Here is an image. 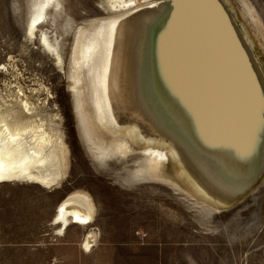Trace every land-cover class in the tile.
Wrapping results in <instances>:
<instances>
[{"label": "bare ground", "instance_id": "obj_1", "mask_svg": "<svg viewBox=\"0 0 264 264\" xmlns=\"http://www.w3.org/2000/svg\"><path fill=\"white\" fill-rule=\"evenodd\" d=\"M238 1L243 11L238 7V12L232 0H222L257 65L252 70L254 65L237 66L244 95L239 110L225 121L234 131L219 137L222 142L213 150L192 151L176 134L158 126L140 102L138 81L146 73L141 63L153 45L160 50L159 39L151 35L165 17L164 0H106L103 7L98 5L106 16L78 30L71 54L74 108L80 141L101 174L118 170L128 187L163 183L184 189L201 200V213L211 215L232 205L264 174V64L239 14L259 34L264 18L249 0ZM60 7V0H37L28 24L30 37L37 36L48 10ZM40 41L62 60L46 31ZM177 71L157 74L162 81L168 75L173 80ZM24 96L0 100V183L18 181L55 190L68 178L70 148L53 124L35 120L37 109ZM96 208L88 192L72 191L59 203L52 224L60 225L61 234L73 224L88 226L96 220ZM95 239L96 233L88 231L83 244L87 251Z\"/></svg>", "mask_w": 264, "mask_h": 264}, {"label": "rangeland", "instance_id": "obj_2", "mask_svg": "<svg viewBox=\"0 0 264 264\" xmlns=\"http://www.w3.org/2000/svg\"><path fill=\"white\" fill-rule=\"evenodd\" d=\"M249 1L263 19L264 0ZM36 2L0 0V100L26 95L37 109L35 120L53 124L64 135L69 175L55 190L0 183V264H135L151 255L144 252L148 247L159 264H264V174L248 193L211 215L201 213V200L184 189L163 183L128 187L117 168L112 175L97 170L80 141L71 54L78 30L106 16L98 6L106 0H60L61 7L48 10L37 36L30 37ZM232 5L243 9L238 0ZM239 16L264 64V32ZM44 31L62 60L43 47ZM75 190L91 195L96 220L58 233L53 217ZM88 231L96 233L89 253L83 247Z\"/></svg>", "mask_w": 264, "mask_h": 264}, {"label": "water", "instance_id": "obj_3", "mask_svg": "<svg viewBox=\"0 0 264 264\" xmlns=\"http://www.w3.org/2000/svg\"><path fill=\"white\" fill-rule=\"evenodd\" d=\"M164 1L165 17L151 35L159 39L160 50L153 45L141 63L146 73L138 81L140 102L158 126L176 134L192 151L213 150L222 142L219 137L234 131L225 121L239 110L244 95L237 66L254 65L252 70L257 64L222 0ZM172 70H178L173 80L168 75L162 81L157 74Z\"/></svg>", "mask_w": 264, "mask_h": 264}, {"label": "crops", "instance_id": "obj_4", "mask_svg": "<svg viewBox=\"0 0 264 264\" xmlns=\"http://www.w3.org/2000/svg\"><path fill=\"white\" fill-rule=\"evenodd\" d=\"M87 236V235H86ZM86 238V237H85ZM83 244H84V242H83ZM83 247H84V245H83ZM84 249L86 250V248L84 247ZM93 250V248L91 249V250H89V251H87L86 250V252L87 253H89V252H91ZM145 251V253L146 254H151V255H148V258L147 259H145V260H143V261H138V262H135V264H159L158 263V261L157 260H155V256H153L152 257V254L154 253V250H153V248H150V247H148V249L146 248V249H144Z\"/></svg>", "mask_w": 264, "mask_h": 264}]
</instances>
